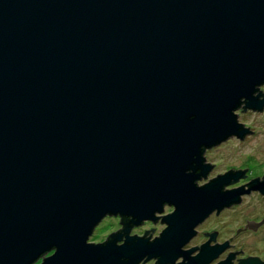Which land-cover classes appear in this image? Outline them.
Instances as JSON below:
<instances>
[{
    "label": "water",
    "instance_id": "obj_1",
    "mask_svg": "<svg viewBox=\"0 0 264 264\" xmlns=\"http://www.w3.org/2000/svg\"><path fill=\"white\" fill-rule=\"evenodd\" d=\"M263 80L264 0H0V264L51 246L39 264H205L231 244L180 246L212 209L264 194V174L196 185L200 152L250 132L233 109L260 110ZM163 203L158 236L126 235ZM105 214L121 228L87 242Z\"/></svg>",
    "mask_w": 264,
    "mask_h": 264
},
{
    "label": "rangeland",
    "instance_id": "obj_2",
    "mask_svg": "<svg viewBox=\"0 0 264 264\" xmlns=\"http://www.w3.org/2000/svg\"><path fill=\"white\" fill-rule=\"evenodd\" d=\"M261 89L264 91V84ZM237 114L238 120L250 128L251 133L242 140L230 137L204 151V157L211 162L213 166L208 177L226 168H245L247 176L264 173V108L260 112L238 111ZM202 182L203 179L198 180V184ZM241 200L242 202L227 214L217 218H210L205 224L196 227L197 232H200L202 229L215 228L222 237L231 233L236 226L240 225L243 217L251 210V206L256 204V200H260V198L255 194H250L246 196L243 195ZM172 209L173 207L170 204H164L159 212H155V215L159 216H157L154 221L149 219L142 220L140 224L132 228V233L140 236L143 229H149L151 227L153 229L150 231L147 238L150 239L153 238V236H158V232L165 226L163 221H159L160 215L169 213ZM258 215L259 214H255L254 216ZM117 228V217L115 215H106L94 225L93 230L86 237V241L92 243L101 242L110 231H114ZM197 241H199L198 235L194 240L187 243V245L197 243ZM236 242L239 246H244V248L247 247V250L252 248V252L259 253L263 251L264 253V227L256 233L238 236ZM139 264L154 263L153 260L149 258L147 260L144 259Z\"/></svg>",
    "mask_w": 264,
    "mask_h": 264
},
{
    "label": "flooded vegetation",
    "instance_id": "obj_3",
    "mask_svg": "<svg viewBox=\"0 0 264 264\" xmlns=\"http://www.w3.org/2000/svg\"><path fill=\"white\" fill-rule=\"evenodd\" d=\"M264 84V80L262 82H260L258 85H256L257 89H259V92H262V95H264V91L261 89L262 85ZM261 96L258 95L257 98H260ZM243 99V98H241ZM240 99V100H241ZM241 104L237 105L234 109H233V113H234V117L236 119V121L238 123H240V126L242 127H247L246 125H244L243 122L239 121L238 120V114L237 112L240 111V112H260L263 108H264V102L261 104V108L260 110L256 109V108H253L251 109L250 107H246L244 106V109L243 110H240L241 107H240ZM248 130H250V132H244L242 134L241 137H239L238 135H235V134H232V135H228L226 136L225 138H223L222 140L218 141V142H214L213 144L211 145H208V146H203L202 147V150L200 152V155L203 157V159L201 160L202 163H205L207 162L208 164H211V162H209L205 157H204V151L208 148H211L219 143H221L222 141L226 140V139H229L230 137H234L238 140H242L244 139L248 134L251 133V129L247 127ZM213 169V166L211 164V166L209 167V169L205 172L204 176L202 175H199L198 178L194 179L193 182L196 184V185H200L204 182H206L209 178L211 177H214L216 174H222L224 171H226L227 169L229 168H226L224 169L223 171L221 172H216L214 173L212 176L208 177L209 173L212 171ZM230 169H234V168H230ZM242 174H244V176H237L236 177V180L232 181V182H228L224 185H222V188L224 189H229V188H232V187H236L238 186L239 184H242L246 181H248L250 178H253L255 176H257V180H260L261 179V175L264 174V173H261V174H255V175H251V176H247L246 175V172L245 170L242 172ZM200 179H203V182L198 184V180ZM242 187L245 188L246 185L245 184H242ZM250 194H255L257 195L260 200H256V204H254L253 206H251V210H249L246 215L243 217L240 225L236 226L232 231L231 233L227 234L225 237H222L220 234H219V231L215 228H208V229H202L200 230V232H197L196 230V227H199L203 224H205L210 218H217L219 216H222L224 214H227L229 211H231L233 208H235V206L239 205L242 200H241V197L243 195H250ZM239 196V199L238 201L236 202H230L226 205H222L220 208H218L217 212L214 213L215 209H212L211 211H209L200 221H198L194 227H193V230L194 232L192 233V235L180 246V249H187L189 248L190 246H198L200 243L204 242L207 237H208V234H203V232H210V231H215V234L213 235V240L212 239H209L207 241V244H213L214 242L216 243H221L222 241L226 240V243L227 244H231V245H226L224 246L219 252H217V254L213 257H211L208 261L205 262V264H215L218 260H221L223 259L226 254L228 253V251H233V250H240V251H237L235 253H233V257L229 258L230 262L229 264H236L237 262V259H235V257H238V258H244L246 256H256L259 260H262L264 261V253L263 251L261 252H252L251 249L250 250H247V247L244 248V246H239L236 242V238L238 236H242V235H249V234H252V233H256L258 230H260L261 228L264 227V220L261 221L260 223H258L257 225H255V228L254 229H251L250 227H247V225L244 226V223L246 222V220H252L253 222H257L259 221L262 217H264V198L262 196H264L263 193L259 192V190H257V188H248V191H242L240 192V194L238 195ZM166 204V203H163L162 204V207L163 205ZM248 204V203H247ZM161 207V209H162ZM250 208V206H249ZM255 214H259L258 216H254ZM106 215H115L119 221V217L120 215L118 214H105L103 215L102 217L106 216ZM154 215H155V212H154ZM101 217V218H102ZM100 218V219H101ZM99 219V220H100ZM156 219V218H155ZM98 222V221H97ZM142 222V221H140ZM131 224L126 232V235H132L134 233L132 228L137 226L138 224ZM94 227V226H93ZM93 227L91 229V231L93 230ZM118 228H121V223L118 222ZM117 228V229H118ZM90 231V233H91ZM115 231V230H114ZM89 233V234H90ZM137 235V234H135ZM199 236V241H197V243H193V244H188L189 242H191L192 240L195 239L196 236ZM106 237V236H105ZM105 237L103 240H105ZM120 238H123V235H120ZM102 240V241H103ZM147 240H149L147 238ZM122 242V239H118V240H114V243L115 244H119ZM54 251V247H49L47 250H45L41 255H37L31 262L30 264H39L40 261L42 260V257L44 256H47L49 254H51L52 252ZM195 252H197V248H194L193 250H191L190 252H188V255H193ZM152 259L153 261L155 260V258H150ZM181 259V255H178L174 260L173 262H177V261H180ZM142 259L138 260L135 264H139V262H141ZM147 260V259H146ZM155 264V263H154ZM165 264H169V263H165Z\"/></svg>",
    "mask_w": 264,
    "mask_h": 264
}]
</instances>
